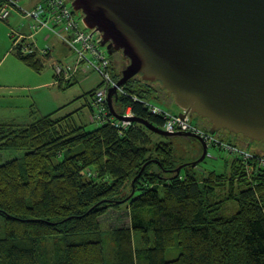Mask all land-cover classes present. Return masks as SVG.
Returning <instances> with one entry per match:
<instances>
[{"label":"trees","instance_id":"1","mask_svg":"<svg viewBox=\"0 0 264 264\" xmlns=\"http://www.w3.org/2000/svg\"><path fill=\"white\" fill-rule=\"evenodd\" d=\"M26 46L31 52L17 48L16 58L41 72L49 54L40 58ZM115 63L109 70L117 82ZM156 85L132 78L113 107L119 102L162 129L163 118L144 103ZM73 114L0 123V264H105L99 219L122 206L130 226L110 231L113 264H264V155L233 161L228 176H199L190 165L176 173L171 144L154 143L144 126L85 131ZM7 151L24 154L2 163ZM175 246L177 258L164 260Z\"/></svg>","mask_w":264,"mask_h":264},{"label":"water","instance_id":"2","mask_svg":"<svg viewBox=\"0 0 264 264\" xmlns=\"http://www.w3.org/2000/svg\"><path fill=\"white\" fill-rule=\"evenodd\" d=\"M66 1L80 12L84 26L101 34L110 54L126 59L107 92L110 114L161 137L201 145V157L176 173L202 162L206 144L196 135L168 133L147 120L118 114L113 107L117 91L132 78L159 84L184 112L180 117L206 120L210 134L223 130L264 143V0Z\"/></svg>","mask_w":264,"mask_h":264},{"label":"rangeland","instance_id":"3","mask_svg":"<svg viewBox=\"0 0 264 264\" xmlns=\"http://www.w3.org/2000/svg\"><path fill=\"white\" fill-rule=\"evenodd\" d=\"M22 3H25L24 0H20ZM18 2V7L26 9L21 3ZM26 4V3H25ZM69 6H71V1L68 2ZM76 15H81L80 12L74 11ZM10 16L7 19L9 21L10 27L7 26L6 21H0V119H9L12 118L14 115L16 108L19 109L21 108V113H23L26 110L31 109L32 106L31 103H28V100L26 98H21L19 96L23 95L22 97H25L29 95V92L27 91L26 93H20V92H12L10 93L9 85H12L13 80L19 81L18 78H13L12 77V72L15 71L16 73V67H21L26 71V73H29L30 75H34V77L38 78L43 75H46L48 77H52L53 74V69L51 68V65L49 62L44 61L45 67L42 72L36 74L33 73V71L28 70L27 68H24L18 62L13 58L14 56L11 55V57L7 58L5 56V49L3 44L5 41L7 42V47L9 45V48L11 46V43L14 42L15 38L19 37L20 35L23 34L25 29H28L29 21L25 20V18L21 16H18L15 21H13L14 14L19 13V11L15 8H12L10 12ZM20 14V13H19ZM29 22V23H28ZM3 26V27H2ZM9 31V34L11 36V39L7 35V31ZM60 29V34L62 32V28L59 26ZM3 39V40H2ZM9 42V44H8ZM39 42H41V39L39 38ZM47 45V44H46ZM39 48H42L44 44L38 45ZM98 50L106 57L109 59H112L114 62L115 58L117 59V62L115 63V67L118 71L123 66L122 60L123 57L121 56L120 53H115V54H110V46L109 45H104L100 44L98 45ZM54 54V53H53ZM74 55V53H73ZM72 59V56L70 60ZM79 63L76 60V56H73V60L69 63ZM67 64V65H69ZM74 72H72L71 75H69V78L74 77ZM111 77L113 79V82H116V80L113 78L112 73L110 72ZM23 80H25V77H22ZM28 80V79H27ZM26 83V81H25ZM28 83V82H27ZM30 84V83H28ZM100 86V85H99ZM99 86L92 90L90 92L91 96L93 97L95 94V91L99 89ZM79 85H73L69 88H64L65 90H62L63 92L69 91V94H66L65 99L69 100L71 98V93L76 94V97H79L80 93L82 92L79 90ZM155 92L153 95L150 96L149 99L146 100V103L154 108H157L161 110L162 112L169 114V115H179V108L174 104L173 100L168 97L163 90H161L159 84L156 85ZM122 92L123 93V88ZM68 93V92H67ZM120 93V94H121ZM19 98H17V97ZM64 97V96H63ZM75 97V98H76ZM89 100L87 96L81 97L79 99V104L81 106H85L86 102ZM92 101V98H91ZM108 107V106H107ZM76 106H67L63 109V112L60 114L61 117L67 116L66 114H70L75 110ZM82 108V107H81ZM37 107L33 109L32 111H36ZM115 109L116 112L120 115L123 116H133L131 112L127 113V108L121 106V104L118 102L117 105L115 104ZM180 113H184L182 110ZM91 103L87 107L85 106L83 110L76 111L73 116H72V124L74 123L75 126L79 125L84 127L85 131H92L96 129L98 126L102 125H97L100 124L99 119L93 120L91 118ZM24 115V113L22 114ZM43 117V116H42ZM31 118V116H30ZM33 118V117H32ZM30 119V121L32 120ZM106 119H114L115 121L121 123L122 128L127 127L131 123L128 122H121L116 120L109 112V108L107 109V114H106ZM206 120H200L199 118L195 116H190L189 117V122L192 124L197 125L200 129L205 131L204 129L209 128L210 129V124L205 122ZM3 124L9 125V123L3 122ZM27 124V123H26ZM107 124V123H106ZM109 124V123H108ZM135 124V123H134ZM203 133V132H202ZM204 133H207L204 132ZM211 137L215 138L216 142H214V145H209L207 141H204L207 147V152L205 155V158L202 162H200L194 169L196 171L197 175H205L206 172H215L217 175H226L228 176L229 174V169L232 165L233 161H241L245 163L246 165L248 164L251 160V157L253 154L257 155H264V143H252L248 141L246 138L242 136H236L233 134H230L226 131L220 130L216 132L215 134H211ZM153 142L155 143H170L173 151H174V158H173V166L178 167L179 165L183 164H190L196 160H198L201 155H202V147L201 145L196 142V141H190L185 138H179V137H172V138H165L161 137L159 135H154L152 136ZM220 142L224 144H228L227 146L233 148L235 151H227L223 150L220 147ZM237 151V152H236ZM24 152L22 151H7L3 152L1 154V160L2 163H6L10 160H13L15 158H20ZM248 155V156H247ZM251 157H250V156ZM264 157L260 160L263 161ZM260 168H264L260 165ZM175 169V168H174ZM87 172H85L86 175ZM122 202V201H121ZM235 205L236 204H231ZM100 229L104 233L105 236V242L103 243V249H104V261L105 264H113L114 263V251L112 247V241L109 237V234H111V230H116V229H128L130 226V219H129V214L125 206H122L119 208V210H109L106 215L102 216L100 219ZM133 243L136 249L141 250L143 248L141 244V236L140 234L136 233L133 237ZM179 248L176 246L168 250L165 255H164V260L166 261H171L177 258L179 255Z\"/></svg>","mask_w":264,"mask_h":264},{"label":"built area","instance_id":"4","mask_svg":"<svg viewBox=\"0 0 264 264\" xmlns=\"http://www.w3.org/2000/svg\"><path fill=\"white\" fill-rule=\"evenodd\" d=\"M12 8L17 9L22 17L35 21L38 24V26H35L37 28H49L51 32L55 30L54 28H57L56 34L74 53L76 60L85 67L84 69H91L100 79L99 89L95 91L91 101V112H93L91 118L93 120H100V124L97 125L109 123L122 127L121 123H115L114 119H106L108 109L107 92L116 85V82H113L109 70L111 60L98 50V45L102 42L101 34L95 29H89L84 26L81 15H76L66 0H44L43 3L38 4L33 9L18 7L17 0H4L0 7V21H6L8 19ZM59 26L62 28L61 34ZM17 48H20V52L23 54L31 52L28 47L22 48L16 45ZM47 53L49 54L48 48L41 51L42 55H46ZM78 65L80 64L76 62L65 66L53 65L54 81L56 83L59 81H69V75L75 72ZM117 92L121 93L122 89H118ZM144 103L152 115L163 118L164 124L162 129L164 131L168 133H190L200 137L203 141H207L209 145H214V142H216L215 138L210 136V132L204 133L206 131L190 123V116L188 114L183 118L179 115H169L157 108L149 106L146 102ZM128 112H131L130 108H127ZM227 145L220 142V147L223 150L235 151ZM260 164L264 165V160Z\"/></svg>","mask_w":264,"mask_h":264},{"label":"crops","instance_id":"5","mask_svg":"<svg viewBox=\"0 0 264 264\" xmlns=\"http://www.w3.org/2000/svg\"><path fill=\"white\" fill-rule=\"evenodd\" d=\"M19 3H21L26 9H33L36 7L38 4H41L44 2V0H24L26 3H22L20 0H18ZM1 2V1H0ZM1 5V3H0ZM1 7V6H0ZM18 16H21L19 13L14 14L13 21L17 19ZM25 18V17H23ZM25 20H28L29 25L28 29H25L22 35L15 38L14 42L11 43V46L9 48V45L7 47V42L3 44L4 49H5V56L7 58L11 57L13 55L14 59L23 66L24 68H27L28 70L31 69L25 66L21 61H19L16 56H15V49L16 45L18 47L26 48V45H32L34 49H36L39 57H43L41 54V51L44 50L45 48L49 49V57L45 59V61L49 62L51 65V68L53 69V65H61L65 66L69 64L73 60V52L70 50V48L62 42V40L58 37L56 34L57 28H54L55 30L51 32L49 28H37L35 27L38 24L30 20L28 18H25ZM7 26L10 27L9 21H6ZM3 27V26H2ZM35 29V30H34ZM8 37L11 39V36L9 34V31L6 29ZM39 38L41 39V42H39ZM3 40V39H2ZM44 46L42 48H39L38 45ZM9 44V42H8ZM47 44V45H46ZM54 53V54H53ZM72 56V59L70 60ZM112 60V59H110ZM113 61V60H112ZM115 61L117 62V59L115 58ZM44 63V67H45ZM73 64V63H72ZM70 65V64H69ZM85 67L83 65H78L75 69V74L74 77L69 79L71 86L73 85H79V90L82 92L79 94V97H76L74 93H71V98L69 100L65 99L66 94H69V91L63 92L62 90H65L66 88V81H59L55 82L54 79V72L52 74V77L43 75L41 77H34V75H30L29 73H26L23 68L16 67V73L15 71L12 72V77L18 78L19 81L16 79L13 80L12 85H9L7 89H9L10 93L12 92H20L26 93L27 91L29 92V95L22 97L23 95L19 96L21 98H26L28 100V103L32 106L31 109L24 111L21 113V108L17 109L12 116V118L9 119H0V123H9L12 125L16 126H27L31 121L30 119L33 117H44V116H49V115H54V117H61V113L63 112V109L65 107L69 106H76L75 110H73L72 113H75L76 111L83 110V108L91 103V96L88 95L92 90L96 89L100 85V79L98 76H96L91 69L86 70L84 69ZM44 69V68H43ZM33 71V70H32ZM43 71V70H42ZM41 71V72H42ZM53 71V70H52ZM33 73H36L33 71ZM40 72H37L38 74ZM22 77H25V80H23ZM28 79V80H27ZM26 81V83H25ZM30 84H28V83ZM68 92V93H67ZM64 96V97H63ZM85 98L87 96L89 100L86 102L85 106H81L79 104V99L81 97ZM17 97V96H16ZM17 97V98H19ZM76 97V98H75ZM36 109V111H32L33 109ZM181 110H179L178 113H180ZM66 114V115H70ZM93 114V112H92ZM91 114V116H92ZM31 116V118H30ZM32 118V119H33ZM27 123V124H26Z\"/></svg>","mask_w":264,"mask_h":264},{"label":"flooded vegetation","instance_id":"6","mask_svg":"<svg viewBox=\"0 0 264 264\" xmlns=\"http://www.w3.org/2000/svg\"><path fill=\"white\" fill-rule=\"evenodd\" d=\"M205 122H207V121H205ZM208 123V122H207ZM209 124V123H208Z\"/></svg>","mask_w":264,"mask_h":264},{"label":"bare ground","instance_id":"7","mask_svg":"<svg viewBox=\"0 0 264 264\" xmlns=\"http://www.w3.org/2000/svg\"><path fill=\"white\" fill-rule=\"evenodd\" d=\"M67 82V81H66Z\"/></svg>","mask_w":264,"mask_h":264},{"label":"clouds","instance_id":"8","mask_svg":"<svg viewBox=\"0 0 264 264\" xmlns=\"http://www.w3.org/2000/svg\"><path fill=\"white\" fill-rule=\"evenodd\" d=\"M1 6V5H0Z\"/></svg>","mask_w":264,"mask_h":264}]
</instances>
